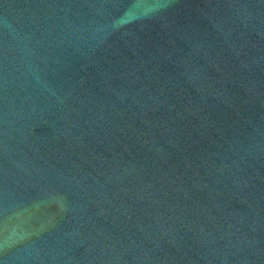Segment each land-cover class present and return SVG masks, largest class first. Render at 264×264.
<instances>
[{
    "label": "water",
    "instance_id": "95a60500",
    "mask_svg": "<svg viewBox=\"0 0 264 264\" xmlns=\"http://www.w3.org/2000/svg\"><path fill=\"white\" fill-rule=\"evenodd\" d=\"M0 264H264V0H0Z\"/></svg>",
    "mask_w": 264,
    "mask_h": 264
}]
</instances>
